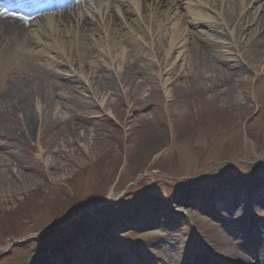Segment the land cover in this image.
I'll use <instances>...</instances> for the list:
<instances>
[{"label": "rangeland", "instance_id": "obj_1", "mask_svg": "<svg viewBox=\"0 0 264 264\" xmlns=\"http://www.w3.org/2000/svg\"><path fill=\"white\" fill-rule=\"evenodd\" d=\"M245 1L233 22V0H179L167 14L185 17V49L162 42L168 24L149 44L132 33L128 78L101 36L40 54L50 26H29L31 50H8L15 34L0 33V264H192L193 249L219 264L233 241L264 239V168L249 176L247 164L264 151V0ZM101 200L111 207L43 230Z\"/></svg>", "mask_w": 264, "mask_h": 264}, {"label": "bare ground", "instance_id": "obj_2", "mask_svg": "<svg viewBox=\"0 0 264 264\" xmlns=\"http://www.w3.org/2000/svg\"><path fill=\"white\" fill-rule=\"evenodd\" d=\"M31 1L32 0H0V3L10 5L7 15L0 16V33L12 31L15 34L14 38L10 40L11 42L7 41L5 45L8 46L7 48L20 46L31 50L33 41H31V37L28 36V30L30 25L34 26V22L40 30V36L44 34V31H47L48 26H50L48 28H50L51 31L48 32L46 36L48 44H43V47L45 48L41 49L40 54H43V52H47L48 54L55 51L53 42L58 43V48L68 46L71 44L72 39H75V42L77 39L78 42L88 45L95 39V37L96 41L100 40L101 36L103 39L108 40L107 54L111 56L112 62L118 65V68L122 70L121 74L123 78H128L136 74L132 71L129 61H125V52L127 51V48L132 50L134 46L131 39L133 36L132 33L147 34L146 37L148 41L146 42L150 43L155 37L163 34V31H161L162 25L168 24L166 27H168L169 30L166 35L169 36V38L168 40L165 38V41L163 38L162 42L169 43L170 49L173 47L185 49V44L182 38L184 31L183 25L186 20L185 17L178 16L176 20H169L167 14V11L178 6L179 0H93L92 2L89 1L88 4L90 2L93 3L94 7L92 4H90V7L95 8L97 12L91 14V16L88 15L87 12H83L82 1L80 0H64V2H67L63 5L64 7H67L66 9H56L53 7L52 3L42 2L38 5L42 8L48 9L51 13L45 15L36 14V16H33L35 13L30 14V12L33 11ZM237 1H240L241 3L246 2L245 0ZM233 3H236L235 0H233L232 4ZM76 6L78 7L77 9H75ZM236 6V4L235 6L233 5V12L228 14V19L233 22L237 21V15L235 13ZM84 7H86V3L84 4ZM189 12L199 21L204 18L193 9H190ZM121 20L125 22V26L129 24L130 30H124ZM241 22L242 21L236 25L243 27L244 32L242 37H244L249 31L250 25L248 22L247 24L244 22L241 24ZM166 27H164V29ZM209 30V28L208 30L204 28L202 30L204 33L201 34L199 32L198 36H206L205 39H201V41L205 42V40L208 39L209 34H212ZM186 31L190 36L195 35V37L198 38L193 28H186ZM154 33L156 34L155 37L153 36ZM161 37H163V35ZM150 38L152 41H149ZM244 39L245 37L242 40L244 41ZM19 42H22V44ZM215 43L221 44L222 42L220 40H215ZM104 49L106 50L105 47ZM91 50L94 51V48H91L90 51ZM90 51L88 50V54H91ZM137 73L139 75L142 74L141 71H138ZM98 79L101 87H109L108 80L104 75H98ZM184 192L187 191H185V189L180 190L178 199L185 196H183ZM182 202L184 203L185 201L182 200ZM240 248L250 254L255 251V249L249 248L246 245H242ZM258 251H261L262 254L258 255V252H256L253 256L254 260L251 259L250 254H245V252H241L240 249L237 250V247L233 246L218 250L217 254H219V257L226 263L228 262V264H256V261L261 260L264 257V242L260 243ZM192 260V264H212L206 258L202 256L199 257L197 252H194Z\"/></svg>", "mask_w": 264, "mask_h": 264}, {"label": "trees", "instance_id": "obj_3", "mask_svg": "<svg viewBox=\"0 0 264 264\" xmlns=\"http://www.w3.org/2000/svg\"><path fill=\"white\" fill-rule=\"evenodd\" d=\"M137 168H139V167H137Z\"/></svg>", "mask_w": 264, "mask_h": 264}]
</instances>
